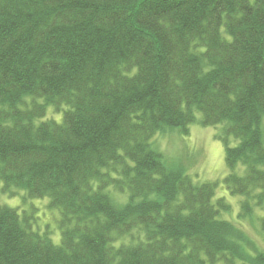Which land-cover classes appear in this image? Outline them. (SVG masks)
Listing matches in <instances>:
<instances>
[{"label":"trees","instance_id":"obj_1","mask_svg":"<svg viewBox=\"0 0 264 264\" xmlns=\"http://www.w3.org/2000/svg\"><path fill=\"white\" fill-rule=\"evenodd\" d=\"M263 116L264 0H0V191L60 214L54 245L0 205V264H264L239 222L264 205ZM195 123L222 127L237 223L151 147Z\"/></svg>","mask_w":264,"mask_h":264},{"label":"rangeland","instance_id":"obj_2","mask_svg":"<svg viewBox=\"0 0 264 264\" xmlns=\"http://www.w3.org/2000/svg\"><path fill=\"white\" fill-rule=\"evenodd\" d=\"M32 101L39 104L43 102L42 99L30 97L25 99L26 105H30ZM51 118L57 123L61 122L62 111L56 112L52 106H48L45 119ZM260 127L264 144V116ZM221 128V126L202 127L195 123L189 126V132L186 135L173 129L157 133L150 142L152 149L163 156L168 167H181L195 184L217 183L215 199L224 198L227 204L231 206L229 211L221 212L219 218L237 223L241 198L229 196L223 184V179L229 171L224 161ZM238 170L239 174H243V168L240 167ZM113 199L120 203L124 198L113 195ZM0 205L17 208L19 213L22 210L30 212L32 209H36L34 228H38L41 233L48 230V236L52 243L54 245L60 244V231L58 228L60 214L57 209L50 208L49 198L29 199L24 191L16 190L15 196L0 191ZM252 215L251 218L245 217V219L239 220L244 229L240 228L246 232V235L255 243V246L264 252V205L254 208ZM248 251L252 252L251 249H248Z\"/></svg>","mask_w":264,"mask_h":264}]
</instances>
